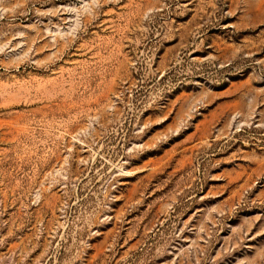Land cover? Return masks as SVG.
Returning a JSON list of instances; mask_svg holds the SVG:
<instances>
[{"label":"rangeland","instance_id":"obj_1","mask_svg":"<svg viewBox=\"0 0 264 264\" xmlns=\"http://www.w3.org/2000/svg\"><path fill=\"white\" fill-rule=\"evenodd\" d=\"M0 264H264V0H0Z\"/></svg>","mask_w":264,"mask_h":264}]
</instances>
